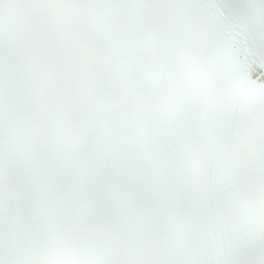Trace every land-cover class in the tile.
<instances>
[{"label": "snow or ice", "instance_id": "6c2138e0", "mask_svg": "<svg viewBox=\"0 0 264 264\" xmlns=\"http://www.w3.org/2000/svg\"><path fill=\"white\" fill-rule=\"evenodd\" d=\"M0 264H264V0H0Z\"/></svg>", "mask_w": 264, "mask_h": 264}]
</instances>
